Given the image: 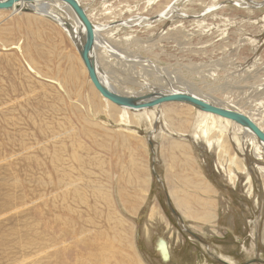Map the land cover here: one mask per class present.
Instances as JSON below:
<instances>
[{
    "label": "rangeland",
    "instance_id": "obj_1",
    "mask_svg": "<svg viewBox=\"0 0 264 264\" xmlns=\"http://www.w3.org/2000/svg\"><path fill=\"white\" fill-rule=\"evenodd\" d=\"M146 1L80 0L104 27L96 43L104 83L134 96L195 92L234 104L264 128V87L254 90L264 80V0ZM72 56L75 91L63 79ZM79 58L52 21L0 11V88L25 90L9 109L0 98V210L7 203L9 216L7 229L0 223V264H89L83 242L92 231L111 242L107 264H264V173L236 148L245 135L185 104L167 105L175 110L167 128L169 114L159 117L166 105L110 107ZM170 173L174 182L184 174L208 185L211 199L202 195L196 212L210 210L214 223L181 216ZM158 240L168 244L166 261Z\"/></svg>",
    "mask_w": 264,
    "mask_h": 264
},
{
    "label": "bare ground",
    "instance_id": "obj_2",
    "mask_svg": "<svg viewBox=\"0 0 264 264\" xmlns=\"http://www.w3.org/2000/svg\"><path fill=\"white\" fill-rule=\"evenodd\" d=\"M224 1V0H223ZM79 4H80V0H78ZM152 2V0H147L146 1V5H150V3ZM154 2V1H153ZM210 2V1H209ZM47 3H55L54 5H50L51 7H49V4ZM155 3V2H154ZM153 4V3H152ZM81 5V4H80ZM212 5V4H211ZM237 5V2H236ZM240 5V4H239ZM210 6V5H209ZM213 7V6H212ZM216 7V6H215ZM214 7V8H215ZM62 8H64V10H66L68 13H65L62 11ZM217 8V7H216ZM219 8V7H218ZM54 11H53V10ZM174 9V8H173ZM172 9V10H173ZM209 9V7L207 8ZM30 11L33 13H36L38 15L43 16L44 18L52 21L53 23H55L56 25H58L62 30H64L67 34V36L69 37V39L74 43V45L77 47V51L79 54V50L80 47L82 45V42L84 40V29L82 27V25L80 24V22L78 21V19L75 17V15L73 14V12L70 10V8L61 3V2H57V1H48V0H34L32 3L26 4V3H20L19 5L15 6L14 8H12L11 12H16V13H22L23 11ZM166 10V9H165ZM167 10H169L167 8ZM211 9H209L210 11ZM217 10V9H216ZM162 13H165L164 10ZM161 13V14H162ZM181 13V12H180ZM208 13V12H207ZM88 20L91 22L92 26H93V32H94V46H93V51L91 53V57L94 60L95 66H96V72L98 75V78L100 79V81L106 85L103 81V76L100 75V71L98 70V63H97V59L96 56L97 54V50H100L99 48L97 49V38H98V33L100 31L104 30L103 25L98 24L96 22H94L93 19H91L90 15L88 13H85ZM172 14V13H171ZM175 15L178 13H174ZM187 14V13H186ZM204 14V13H203ZM28 15V14H27ZM103 15V14H102ZM164 15V14H163ZM167 15V14H166ZM173 15V14H172ZM171 15V16H172ZM170 16V15H169ZM174 16V15H173ZM172 16V17H173ZM181 16H184L181 15ZM156 17V16H154ZM160 17H165V16H159ZM171 17V18H172ZM180 17V15L178 16ZM199 16H193L192 17V22L191 23L193 25V32H198V34L203 32V22H201V20L196 19ZM27 18V17H26ZM99 18V17H98ZM183 19V18H182ZM160 20V19H159ZM168 20V19H167ZM187 20V19H186ZM263 20V19H262ZM183 21V20H181ZM156 22V21H155ZM171 22V21H170ZM189 22V21H188ZM27 26H30L32 23V18L27 19L26 20ZM172 23V22H171ZM174 23V22H173ZM95 24V25H94ZM180 24V23H179ZM178 24V25H179ZM172 26V25H171ZM9 28V27H8ZM179 28V27H178ZM177 28V29H178ZM207 28V27H206ZM209 28V27H208ZM180 29V28H179ZM196 29V30H195ZM183 30V29H182ZM191 30V31H192ZM206 30V29H205ZM209 30V29H208ZM213 30V29H212ZM216 30V29H215ZM169 31V29H168ZM176 31V30H175ZM173 31V32H175ZM211 31V30H210ZM172 32V33H173ZM181 32V31H180ZM200 32V33H199ZM208 32V31H207ZM178 33V31H177ZM182 33V32H181ZM188 33V32H187ZM211 33V32H210ZM170 34V33H169ZM193 34V33H192ZM178 35V34H177ZM176 35V36H177ZM181 35V34H180ZM183 35V33H182ZM187 35V34H186ZM171 36V35H170ZM178 37V36H177ZM165 38V37H164ZM176 38V37H175ZM185 37L183 36V39ZM177 39V38H176ZM180 39V37L178 38ZM180 41V40H179ZM101 51V50H100ZM100 54H106V53H99ZM107 56V55H106ZM105 56V57H106ZM80 57V56H79ZM100 57V56H99ZM104 57V56H103ZM80 59V58H79ZM102 59V58H101ZM107 59V57H106ZM68 64L70 67V70L67 71L65 77L63 78L67 83H69L70 85H72V89L75 91V84L79 79V73L80 70L76 65V58L74 56L68 58ZM80 62L81 59H80ZM103 62V61H102ZM83 65V63H81ZM84 66V65H83ZM84 68V67H83ZM29 70V69H28ZM31 71V70H30ZM85 71V70H84ZM104 74V73H103ZM165 77V76H164ZM180 78V77H179ZM12 86L10 87V92H7L5 94V92H3L4 90H2L0 88V98L2 100L3 105L6 108H10L11 103H12V98L13 96L16 98L15 101L22 103L24 101V95H25V90L22 86L21 83L18 84H11ZM258 86L256 88H254V90L257 91L258 87H264V80L261 81L260 83L257 84ZM107 86V85H106ZM9 88V87H8ZM93 88V86H92ZM94 89V88H93ZM111 89V88H110ZM192 89V88H191ZM190 89V90H191ZM220 89V88H219ZM95 90V89H94ZM112 91H114L115 93L119 94L118 92H116L114 89H111ZM262 90V89H261ZM166 93H158L161 95H169L172 93H187L189 95H192L194 97H197L201 100H203L206 103H209L210 105L219 107V108H223V109H229V110H234L238 113H241L245 116H247L262 132H264V128L260 125L259 122H257L255 120V118H253L252 115H250L249 113H246L244 111H241L239 108H236L233 104V106L231 105H227L226 104H218L216 102H213L212 100H208L200 95L194 94L195 92H186V91H182L179 90L177 88H173L172 90L169 91H165ZM120 95H124V96H132V97H142V96H134V95H127L125 94H120ZM208 97V96H207ZM217 98V97H216ZM103 100H105L104 98H102ZM106 103H108L110 105V107H117L115 105H113L112 103H110L109 101L105 100ZM173 103H166V104H162V105H166L163 110L162 113L159 114V117L163 118L165 117L164 114H169V116L167 117V119H163L164 121V127H172L173 124V118L172 115L175 114V110L172 107H167V105H171ZM177 104H181V103H177ZM258 104V103H256ZM186 105V104H185ZM189 106V105H188ZM5 107H2V109H5ZM191 107V106H190ZM256 107V106H255ZM120 110L122 111H129V109L126 108H121L118 107ZM117 108V109H118ZM192 108V107H191ZM261 108V107H260ZM259 108V109H260ZM263 109V108H262ZM119 110V111H120ZM157 110V109H156ZM196 110V109H195ZM245 110V109H244ZM115 111V110H114ZM134 111V110H132ZM137 111V110H136ZM144 111V110H141ZM152 111V110H151ZM252 111V110H251ZM259 111V110H258ZM196 112L201 113L205 116H208L210 118L213 119H217L220 121H223L226 125L231 126L233 128H237L238 131H241L244 135V141H243V145L245 147H241V144H237L236 148L239 150V153L241 156H249L250 160L252 161L254 160V162H256V164H258L257 166H255V169L257 170V172L259 173H264V144L259 142L258 139L248 130L245 129L237 124H235L234 122L212 115L210 113H204L201 111L196 110ZM261 112V111H260ZM255 115V114H254ZM258 115V114H257ZM145 117L147 120H149L148 115L145 114ZM104 118V117H103ZM150 121V120H149ZM159 121V120H157ZM85 134H87L88 132H84ZM235 141V140H234ZM237 143V142H236ZM168 146V145H167ZM175 146L174 143H170V146L168 147H173ZM174 163V161H173ZM240 165H242L241 162H239ZM184 165H186V163H184ZM236 173L238 174L239 172H243V169H236L235 170ZM236 174V175H237ZM261 175V174H260ZM177 182L173 181V175L170 173L169 175H167L166 177V185L167 188L169 190V197L171 199V201L174 204V207H176L177 211L181 214L182 217L186 218V219H191L195 222H203V223H214L216 221V217L213 216V213L210 212V210L204 209V211H199L196 212V210L201 209V207L203 206V202L204 199L202 197V195H207L208 199L210 201L211 199V189L208 187V185L204 184V182L202 183L200 179H196L195 177H190L188 175H181L179 177L176 178ZM234 180L235 177H234ZM234 180H231L232 185L235 183ZM182 189H181V188ZM210 191V192H209ZM190 200L193 201L194 206L190 205ZM210 203V202H209ZM208 203V204H209ZM205 205V203H204ZM167 206L168 208L170 207V204L167 202ZM7 203H4L2 205V208L0 210V223L7 229V224L9 222V216H8V210H7ZM198 208V209H197ZM169 210L171 211L172 215L176 216V214L174 213V211L172 209L169 208ZM209 232V231H208ZM188 234L193 237L190 232H188ZM179 239V237L177 238ZM84 247L86 249H88L90 251L91 254V258L89 260V264H107V262L110 260V258L113 256V252L110 248L111 246V242L110 240H108L106 237H104L100 232L98 231H92L90 232L85 241L83 242ZM156 248L159 252V254L161 255V257L166 261L169 258V248H168V244L164 241V240H158L156 243ZM92 252V253H91ZM129 264V259L127 257H124L122 260V264ZM220 262L225 263L224 261L220 260Z\"/></svg>",
    "mask_w": 264,
    "mask_h": 264
},
{
    "label": "water",
    "instance_id": "obj_3",
    "mask_svg": "<svg viewBox=\"0 0 264 264\" xmlns=\"http://www.w3.org/2000/svg\"><path fill=\"white\" fill-rule=\"evenodd\" d=\"M33 1L34 0H0V11H8L19 5L20 3L29 4ZM48 1H57L67 5L82 25L85 34L84 40L79 50V56L87 72V76L91 85L93 86L95 91L105 100L109 101L117 107L134 111L151 109L166 103L186 104L198 111L210 113L212 115L230 120L235 124L248 129L258 139L259 142L264 144V132H262L247 116L234 110L223 109L210 105L209 103H206L203 100L187 93H172L169 95H161L153 92L142 97L124 96L115 93L108 86L104 85L98 78L95 63L91 57L94 46L93 26L88 20L85 11L79 4L78 0ZM192 236L194 237V235Z\"/></svg>",
    "mask_w": 264,
    "mask_h": 264
}]
</instances>
